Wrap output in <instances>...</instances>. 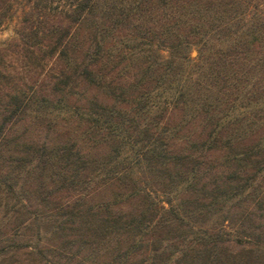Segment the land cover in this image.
Here are the masks:
<instances>
[{"label":"trees","instance_id":"trees-1","mask_svg":"<svg viewBox=\"0 0 264 264\" xmlns=\"http://www.w3.org/2000/svg\"><path fill=\"white\" fill-rule=\"evenodd\" d=\"M13 18L0 264H264V0H0Z\"/></svg>","mask_w":264,"mask_h":264},{"label":"rangeland","instance_id":"rangeland-1","mask_svg":"<svg viewBox=\"0 0 264 264\" xmlns=\"http://www.w3.org/2000/svg\"><path fill=\"white\" fill-rule=\"evenodd\" d=\"M16 25H17V18H13L12 20L5 22L0 28V40L2 41V40L10 38L13 34V30L16 27ZM195 55H196V51L195 49H192L190 52V56H195ZM227 230H230V229H227ZM57 239L58 238L55 236L53 237V241H49V242L47 241V242L49 244H52V243L55 244L57 243L56 242ZM139 256L140 255L132 256L130 261H133L134 259L136 260V258H138Z\"/></svg>","mask_w":264,"mask_h":264}]
</instances>
